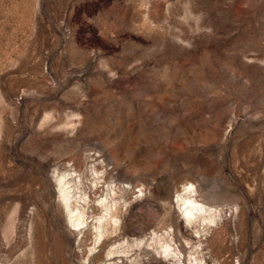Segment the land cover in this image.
Segmentation results:
<instances>
[{"label":"rangeland","instance_id":"rangeland-1","mask_svg":"<svg viewBox=\"0 0 264 264\" xmlns=\"http://www.w3.org/2000/svg\"><path fill=\"white\" fill-rule=\"evenodd\" d=\"M0 264H264V0H0Z\"/></svg>","mask_w":264,"mask_h":264},{"label":"bare ground","instance_id":"bare-ground-1","mask_svg":"<svg viewBox=\"0 0 264 264\" xmlns=\"http://www.w3.org/2000/svg\"><path fill=\"white\" fill-rule=\"evenodd\" d=\"M182 189H181V197L180 199L177 198L175 203L178 205V210H179V214L182 216V219L185 222H189L192 223L194 221V219L198 218L196 212H198V210H202V205L200 204V202L197 200L196 196L193 195L191 189L189 186L186 185H182ZM63 194V193H62ZM179 195V196H180ZM65 196V195H63ZM63 198V197H62ZM65 199V198H64ZM67 199V198H66ZM66 201V200H65ZM68 202V201H67ZM64 208L68 210V218L72 219V217H74L76 215V213L74 214V211L69 210V206L67 205V203H64ZM206 213V212H205ZM81 215V214H80ZM201 220L202 221H210L212 218L210 217V214H201ZM83 217V216H82ZM76 218V216H75ZM74 218V219H75ZM78 218H80L78 216ZM83 219V218H82ZM82 219H80L79 221H81ZM199 219V218H198ZM76 220V219H75ZM69 221V220H68ZM197 221V220H196ZM201 221V222H202ZM71 222V221H70ZM82 223V222H81ZM73 227L75 229H80V223H73L72 224ZM73 228V229H74ZM164 249V248H163ZM162 254H164L166 257H170L173 258L174 255L171 252V250H169V247H165V249L162 251ZM163 255V256H164Z\"/></svg>","mask_w":264,"mask_h":264}]
</instances>
